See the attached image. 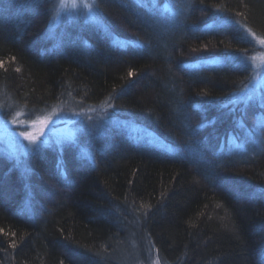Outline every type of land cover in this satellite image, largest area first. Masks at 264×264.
Here are the masks:
<instances>
[{"label": "trees", "instance_id": "16d2710c", "mask_svg": "<svg viewBox=\"0 0 264 264\" xmlns=\"http://www.w3.org/2000/svg\"><path fill=\"white\" fill-rule=\"evenodd\" d=\"M95 4L108 28L51 34L55 0H0L2 105L106 103L114 118L71 157L2 168L20 189L0 179V264H132L143 246L165 264H264V104L235 99L264 0Z\"/></svg>", "mask_w": 264, "mask_h": 264}, {"label": "rangeland", "instance_id": "374dc122", "mask_svg": "<svg viewBox=\"0 0 264 264\" xmlns=\"http://www.w3.org/2000/svg\"><path fill=\"white\" fill-rule=\"evenodd\" d=\"M55 7L50 17L49 30L51 34H56L65 26H74L77 30L82 27L79 24L84 22H95L108 28L97 14L95 0H55ZM75 4L76 7H72ZM85 4L89 5L85 7ZM63 5V7L61 6ZM114 29L124 36H133L126 33L123 26L114 23ZM255 50L246 58L252 66L253 74L248 85L235 95L236 102L257 100L264 104V38L254 36ZM111 105L102 104L95 107H86L81 104L60 103L52 109L36 116H26L19 110L8 109L0 102V179L5 187H11L14 193L20 189L19 184L15 185L16 178L12 173L5 177L2 175V168L13 164L17 170L25 168V162L36 150L41 148H52L54 151L66 150V154L71 157L75 149L72 146L77 143L82 136L88 138L92 127H98L95 131H102L106 123L113 121L111 118ZM261 114V113H260ZM258 116L254 131L260 136L261 128L264 127V116ZM45 117H51L47 125L40 132L39 123ZM35 122V123H34ZM30 132L36 135L35 142L29 141L22 133ZM235 144H238L237 142ZM3 185V186H4ZM22 187V186H21ZM7 190V189H6ZM39 191V190H38ZM10 194V192H9ZM26 194L24 203L28 205V195ZM133 248V250H137ZM133 252V254L135 253ZM139 254L132 264H165L156 255L155 251L149 247H141ZM136 255V254H135Z\"/></svg>", "mask_w": 264, "mask_h": 264}, {"label": "snow or ice", "instance_id": "6c2138e0", "mask_svg": "<svg viewBox=\"0 0 264 264\" xmlns=\"http://www.w3.org/2000/svg\"><path fill=\"white\" fill-rule=\"evenodd\" d=\"M61 6L63 7V5H61ZM88 6L89 5L85 4V7H88ZM72 7H76V5L73 4ZM261 42L264 43V41H261ZM50 119H51V117H45L39 121V123L41 124V128L39 129L40 132L43 131V127L47 125V123ZM22 135H24L31 142H35L37 139L36 135H34L33 133H30V132L22 133ZM12 246L15 247V242H13Z\"/></svg>", "mask_w": 264, "mask_h": 264}]
</instances>
